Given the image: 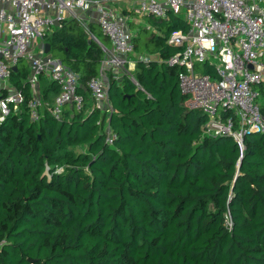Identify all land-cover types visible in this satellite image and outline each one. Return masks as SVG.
<instances>
[{
	"label": "trees",
	"instance_id": "obj_1",
	"mask_svg": "<svg viewBox=\"0 0 264 264\" xmlns=\"http://www.w3.org/2000/svg\"><path fill=\"white\" fill-rule=\"evenodd\" d=\"M147 17L155 30L133 33L134 68L105 71L109 112L87 87L105 55L96 41L73 18L44 37L84 103L60 120L45 106L31 120L23 103L0 122V264H264V133L246 134L242 152L204 135L206 115L185 105L181 67L167 63L181 50L167 38L187 23ZM27 74L21 64L10 82L29 97ZM41 86L50 103L58 85Z\"/></svg>",
	"mask_w": 264,
	"mask_h": 264
},
{
	"label": "built area",
	"instance_id": "obj_2",
	"mask_svg": "<svg viewBox=\"0 0 264 264\" xmlns=\"http://www.w3.org/2000/svg\"><path fill=\"white\" fill-rule=\"evenodd\" d=\"M262 2L133 0L129 7V13L137 16L167 20L169 14H175L187 23L185 29L169 34L167 43L180 46L181 50L167 63L181 67L177 78L181 93L187 95L185 105L206 115L203 134L231 136L240 152L245 148L246 134L264 133V115L256 100L261 89L254 88L264 80ZM87 11L96 14L93 19L109 46L103 45L91 31L84 15ZM72 18L86 35L99 41L105 53L98 75L87 81V87L98 108L112 110L106 69L128 72L134 67L129 60L135 46L133 33L128 29V15L113 11L103 0H0V122L11 112H17L23 103L31 120L40 118L44 106L58 120L66 107L82 108L84 96L78 92V75L44 51V37L59 27L61 21ZM21 59H26L29 67L26 77L29 97L10 82L12 67L19 68ZM204 65H211L213 72L203 71ZM42 76L59 87L50 103L42 98ZM105 133V141L111 144L115 134L109 125Z\"/></svg>",
	"mask_w": 264,
	"mask_h": 264
},
{
	"label": "rangeland",
	"instance_id": "obj_3",
	"mask_svg": "<svg viewBox=\"0 0 264 264\" xmlns=\"http://www.w3.org/2000/svg\"><path fill=\"white\" fill-rule=\"evenodd\" d=\"M261 5L264 6V2H262ZM124 14H125V13H124ZM128 16H129V21H130V24H129V22H128V29H129L130 32L135 33V32H137L139 29H140V30H141V29H147L146 31L142 32V35H141V39H142V41L146 40V38L149 37L150 32L155 30V24H154V21H153L152 19H149L147 16H137V15H135V14H130V13H128ZM91 31L94 32V33L97 35L98 32L100 31V28H99V26H98L97 24H95V25L92 27ZM87 36L90 38V36H89L88 34H87ZM96 43L99 45L98 42H96ZM106 44H107V43H106ZM99 46H100V45H99ZM107 46H109V43L107 44ZM49 54H51L53 57H56V58H58V59H60V57H61V53H60V51L57 50V49H52V50H50V51H49ZM138 55H139V53H138L137 51H135V52L131 55V57L129 58L130 63H131L130 65H132V66L134 65V63H133V59H134V57H136V56H138ZM142 56H144V57H148L146 54H143ZM261 60H263V59H261ZM21 64L27 69V71L29 70V67H28V64H27L26 59H21V60L19 61V65H21ZM130 68H131V69H129V70L131 71L133 68H132V67H130ZM200 70H201V68H200ZM116 72H117V77H118V78L120 77V75H121L122 73H125V71L122 70V69H117ZM42 79H43V81H44L45 77L42 76ZM45 81H46V79H45ZM41 84H42V83H41ZM254 88H256V87L254 86ZM256 100H257V102H258L259 104H261V103L264 102V91H261L260 96H259Z\"/></svg>",
	"mask_w": 264,
	"mask_h": 264
},
{
	"label": "crops",
	"instance_id": "obj_4",
	"mask_svg": "<svg viewBox=\"0 0 264 264\" xmlns=\"http://www.w3.org/2000/svg\"><path fill=\"white\" fill-rule=\"evenodd\" d=\"M103 2L106 5H108L111 9H113V11H115L117 13H125V11H129V7L132 5L133 0H103ZM125 14L128 15V13H125ZM84 15L88 19V22H89V21H94L93 17H95L96 14L92 13L90 11H87ZM116 71H117V69L112 68V72L114 74V77L118 78ZM45 79H46V77H45Z\"/></svg>",
	"mask_w": 264,
	"mask_h": 264
},
{
	"label": "water",
	"instance_id": "obj_5",
	"mask_svg": "<svg viewBox=\"0 0 264 264\" xmlns=\"http://www.w3.org/2000/svg\"><path fill=\"white\" fill-rule=\"evenodd\" d=\"M54 23H55V25H57V24H58V21L55 20ZM95 41L99 43V41H98L97 39H95ZM44 51H45L46 53H48V52L50 51V43H49V42H46V43L44 44ZM249 67L252 68L251 65H249ZM16 68H17L16 66H13V67H12V71L15 72V71H16ZM239 164H240V160L238 161V166H239Z\"/></svg>",
	"mask_w": 264,
	"mask_h": 264
}]
</instances>
